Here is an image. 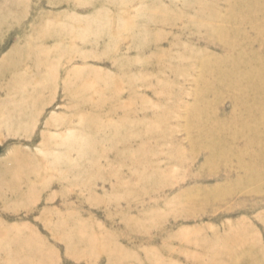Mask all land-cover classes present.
Instances as JSON below:
<instances>
[{"label": "rangeland", "instance_id": "rangeland-1", "mask_svg": "<svg viewBox=\"0 0 264 264\" xmlns=\"http://www.w3.org/2000/svg\"><path fill=\"white\" fill-rule=\"evenodd\" d=\"M229 4L0 0V264H264L263 133L200 135L254 116Z\"/></svg>", "mask_w": 264, "mask_h": 264}, {"label": "bare ground", "instance_id": "bare-ground-1", "mask_svg": "<svg viewBox=\"0 0 264 264\" xmlns=\"http://www.w3.org/2000/svg\"><path fill=\"white\" fill-rule=\"evenodd\" d=\"M245 3H251V5L254 6V11L245 10ZM229 5L230 6H228L227 8L228 12L225 16L227 17V19H233L234 22L239 21L241 23H249L254 20L258 15L259 19L264 17L263 0H233V4ZM215 15L218 18L222 17V15L218 14V12ZM234 32L235 39L229 41L230 43L227 44V48H234L236 54L233 55V60L231 61H229V58H227L228 62L231 63V65L233 66V64L242 62V60H246L248 61V64H252V66H248V68L245 69V72L238 73L239 79L248 80L249 84L242 86L239 82H236L234 86L236 90H239L240 93H234V97L232 94H230L229 98L233 103V109L235 111H232L234 112V114L237 112H242V107L245 108L247 106L249 111H251L250 115H253L252 113H254V116L252 117L253 119L249 122L250 124H246L245 122L243 125H241V128L238 129L235 127L238 124L237 118L239 117H236L235 115H233V113L232 116L230 115L227 116L228 118H225L224 124H222L220 120L215 119V115L209 116V112H207V114H204L203 119L201 116L203 122V130L200 135H203V138L206 140H208L209 138L210 141H213V143H211L213 145H216V147L214 148L216 149L214 152L216 156H225V158H227V153L231 150L232 140H227L223 138V133L227 135L228 138H233V134L239 131L245 132L248 129V131L252 133V135H256L257 133H263L264 136V21L257 28L253 29V31L248 34V37L246 35H243V37L241 38V31L239 30ZM214 34L220 39L227 35L226 30L222 28L215 29ZM227 39L228 38H225L223 40H226L227 42ZM256 45L258 46V48L256 47ZM225 66L226 63L220 62L217 67L219 69L224 67L225 72ZM231 81L232 82L227 85L224 82L223 83L224 85H226V87L233 88V77ZM237 81H239L238 78ZM217 84L222 83L219 82ZM220 87L224 88L223 85H221ZM212 89V92L208 94L209 97L214 95L216 87ZM242 92H247L249 95H242ZM243 100L246 101L244 102ZM211 102L207 104L211 105ZM249 102L250 104H248ZM243 149L242 150L245 151L246 147H243ZM247 149H249L247 153H252L254 162H256L258 165H264L263 144L261 146L259 143H250L249 148ZM230 161L232 162L233 159ZM237 161L238 164L241 166H248L247 169H249L251 172L250 168H252L251 164L253 162L251 164L245 163L242 158H238ZM242 162H244L245 164ZM251 178H253V176H251L250 179Z\"/></svg>", "mask_w": 264, "mask_h": 264}]
</instances>
